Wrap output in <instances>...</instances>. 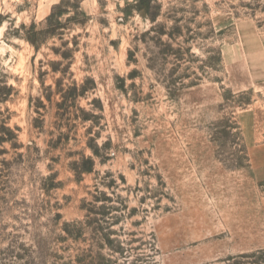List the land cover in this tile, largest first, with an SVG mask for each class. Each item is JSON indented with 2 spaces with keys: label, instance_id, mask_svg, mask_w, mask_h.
<instances>
[{
  "label": "rangeland",
  "instance_id": "374dc122",
  "mask_svg": "<svg viewBox=\"0 0 264 264\" xmlns=\"http://www.w3.org/2000/svg\"><path fill=\"white\" fill-rule=\"evenodd\" d=\"M60 1L0 0V264H264V0Z\"/></svg>",
  "mask_w": 264,
  "mask_h": 264
},
{
  "label": "crops",
  "instance_id": "0c3cea01",
  "mask_svg": "<svg viewBox=\"0 0 264 264\" xmlns=\"http://www.w3.org/2000/svg\"><path fill=\"white\" fill-rule=\"evenodd\" d=\"M250 33H251V35H253L256 32L255 31L253 32L250 29ZM252 38H254V37H252ZM262 38L263 39H261V40L253 39V43L256 44L259 42L261 44L259 49H260V51H263L262 54H264V37H262ZM255 44H253V46H255ZM258 47H259V45H258ZM257 74L258 75L254 74V76L259 77L260 73H257ZM254 78H257V77H254ZM254 120H255L254 113H252L251 111H248V110L242 111V113L239 116L241 130L244 134V139H245L247 147H248L247 150L249 153L252 169L254 171L256 178L260 181H264V144H261V145L256 144L255 139L257 138L258 133H257L256 127H255Z\"/></svg>",
  "mask_w": 264,
  "mask_h": 264
},
{
  "label": "trees",
  "instance_id": "16d2710c",
  "mask_svg": "<svg viewBox=\"0 0 264 264\" xmlns=\"http://www.w3.org/2000/svg\"><path fill=\"white\" fill-rule=\"evenodd\" d=\"M64 3V0L60 1V3L58 5H55L53 8H57V6H61L62 4ZM53 8H52V12L50 13V15L46 18V22H49L51 23L50 24V30L49 31V35H52L54 34V29L57 28L60 23L56 20V18L58 17V14L53 12ZM75 9L76 10H79L80 9V4H77L75 6ZM135 10L138 11V12H146V10L141 7V6H135ZM82 16H84L83 13H81ZM147 14V12H146ZM55 20V21H54ZM152 20V19H151ZM26 40L33 46H35L37 43H38V38H39V35L34 31V25H32L28 31H26ZM240 257L242 258H249L250 256H244V255H240Z\"/></svg>",
  "mask_w": 264,
  "mask_h": 264
}]
</instances>
